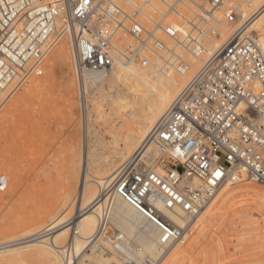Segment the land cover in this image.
<instances>
[{
    "label": "built area",
    "instance_id": "built-area-1",
    "mask_svg": "<svg viewBox=\"0 0 264 264\" xmlns=\"http://www.w3.org/2000/svg\"><path fill=\"white\" fill-rule=\"evenodd\" d=\"M240 1L0 0V110L30 77L41 75L45 56L64 35L80 70L147 67V57L175 60L165 38L187 52L202 51L205 39L219 36L214 15L233 23ZM239 31L156 123L151 140L162 155L161 172L127 162L112 185L113 194L158 228L161 246L186 242L227 183L245 180L264 190V53ZM6 184L0 175V193ZM155 202L182 211L185 225L162 220ZM65 250V264H72V247Z\"/></svg>",
    "mask_w": 264,
    "mask_h": 264
},
{
    "label": "rangeland",
    "instance_id": "rangeland-1",
    "mask_svg": "<svg viewBox=\"0 0 264 264\" xmlns=\"http://www.w3.org/2000/svg\"><path fill=\"white\" fill-rule=\"evenodd\" d=\"M237 22L238 17L233 23ZM68 38L64 35L58 40L41 64V75L30 77L0 110V175L7 182L0 193V244L20 239L29 232H39L37 226L67 214L69 209L65 211L60 200L70 190L74 196L76 188L72 184L68 187L72 181L76 182L71 179L73 168L80 159L84 165L88 147L89 151L97 152L89 136L98 143L95 148L102 149L108 140L105 132H111L113 120L123 117V110L112 104L116 93H121L120 87L107 85V77L82 81L81 72L80 77L73 72L66 55ZM161 156L160 153L148 169L157 168L161 172L158 167ZM233 184L230 188H237L234 195L230 194L226 202L218 205L220 211L226 209L224 215L221 214L220 219L215 215L211 220L200 217L189 239L171 247L158 264H264V221L245 198L250 188L260 187L250 183ZM76 186L78 189V183ZM75 197L77 203L80 202V192ZM237 199L239 202L233 204ZM230 206L237 211H232ZM60 207L62 210H58ZM248 209L253 213L254 226L244 230L235 214L248 212ZM109 212L104 210L113 223H105V239L117 242L121 237H128L127 230L116 224ZM106 247L100 245L98 252L108 258L110 253ZM136 249L137 243L133 240L124 249L116 248L131 256ZM49 263L22 251L10 258H0V264Z\"/></svg>",
    "mask_w": 264,
    "mask_h": 264
},
{
    "label": "bare ground",
    "instance_id": "bare-ground-1",
    "mask_svg": "<svg viewBox=\"0 0 264 264\" xmlns=\"http://www.w3.org/2000/svg\"><path fill=\"white\" fill-rule=\"evenodd\" d=\"M237 8V24L225 21L221 12L214 15L219 36L205 39L202 51L187 52L165 38L166 45L174 49L175 60L161 54L155 59L147 57L150 65L146 68L135 64L117 63L107 74L79 70L73 43L67 35L69 38L66 55L69 57L73 72L79 77L81 72L82 81L107 77V85L120 87L121 93H116L112 104L123 110V117L113 120L111 132H105L108 134V140L102 149L95 148L94 145L98 143L96 140L93 141L91 135L89 136L90 143L97 152L89 151L88 147L84 165L80 159L78 166L73 168L71 179L76 182L72 181L67 184H69L68 187L72 184L73 188H76V191H73L74 196L71 195V190L67 189L69 192L60 200L61 207L65 211L69 209L67 214L64 216L62 214V218L47 220L37 226L36 229L39 232H29L20 239L1 243L0 258H10L14 253L22 251L33 253L51 264H65L67 245L72 247L74 264H158L167 255V251H170L174 245L161 246L158 242V228L125 200L113 194L112 185L125 163L131 162L142 169H148L154 164L160 154V150L151 140L156 123L184 90L191 78L229 37L240 30L239 35L252 37L264 53V0H242ZM127 41L129 42L128 39ZM155 170L158 171L157 168ZM232 180H237V178ZM245 182V180H237L224 185L216 192L200 217L211 220L217 215L220 219L226 209L223 208L225 211H220L219 203L223 204L230 194L234 195L233 191L237 188H230L234 185L233 183L238 186L247 185L248 183ZM199 184L197 181L193 182L195 186ZM260 189L251 190L250 188L249 191L246 189L245 198L252 204H249L250 208H255V213L262 216L264 221V191L260 192ZM239 191L237 190L236 193ZM78 192H80L81 200L77 203L75 196ZM235 202H239L238 199L233 201V204ZM230 205L233 206L232 203ZM153 206L162 220L178 227L185 225L184 214L179 209L169 210L158 202L153 203ZM61 207L57 209L60 210ZM239 207L243 208V206ZM105 209L111 212L112 219H116V224L118 223L124 230H127L128 237H121L117 242L105 239L103 234L105 223H113L108 220V216L104 213ZM231 209L237 211L232 207ZM239 211L242 210L239 208ZM235 215L242 229L246 230L254 226L253 213H249V209L248 212ZM232 227L235 228V226ZM131 240L137 243V249L132 256L127 252L116 250L117 247L124 249ZM100 245L108 247L106 249L110 253V258L98 252ZM84 252L85 255H83ZM174 252L173 254L176 255ZM120 256H127L129 259ZM166 258L168 260L169 257Z\"/></svg>",
    "mask_w": 264,
    "mask_h": 264
}]
</instances>
